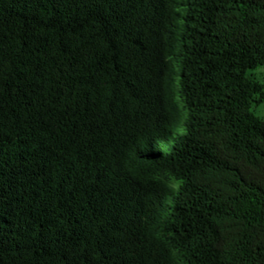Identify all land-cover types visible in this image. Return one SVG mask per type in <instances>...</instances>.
I'll return each mask as SVG.
<instances>
[{
	"label": "trees",
	"instance_id": "16d2710c",
	"mask_svg": "<svg viewBox=\"0 0 264 264\" xmlns=\"http://www.w3.org/2000/svg\"><path fill=\"white\" fill-rule=\"evenodd\" d=\"M263 66L264 0H0V264H264Z\"/></svg>",
	"mask_w": 264,
	"mask_h": 264
},
{
	"label": "rangeland",
	"instance_id": "374dc122",
	"mask_svg": "<svg viewBox=\"0 0 264 264\" xmlns=\"http://www.w3.org/2000/svg\"><path fill=\"white\" fill-rule=\"evenodd\" d=\"M253 75L255 76V78L258 79V81H260L263 86H264V66L259 68L258 70L253 72ZM253 111L255 113V115H257L258 117H260L261 119L264 120V103H262L261 105H259L258 107L253 108Z\"/></svg>",
	"mask_w": 264,
	"mask_h": 264
},
{
	"label": "clouds",
	"instance_id": "9594fccd",
	"mask_svg": "<svg viewBox=\"0 0 264 264\" xmlns=\"http://www.w3.org/2000/svg\"><path fill=\"white\" fill-rule=\"evenodd\" d=\"M163 182L166 187L170 188L173 191H178L182 186V180L170 174L166 176Z\"/></svg>",
	"mask_w": 264,
	"mask_h": 264
}]
</instances>
